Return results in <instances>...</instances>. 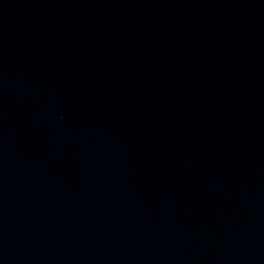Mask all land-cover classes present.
I'll return each instance as SVG.
<instances>
[{
    "label": "water",
    "instance_id": "95a60500",
    "mask_svg": "<svg viewBox=\"0 0 264 264\" xmlns=\"http://www.w3.org/2000/svg\"><path fill=\"white\" fill-rule=\"evenodd\" d=\"M0 264H264V88L161 0H0Z\"/></svg>",
    "mask_w": 264,
    "mask_h": 264
}]
</instances>
